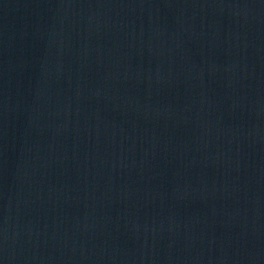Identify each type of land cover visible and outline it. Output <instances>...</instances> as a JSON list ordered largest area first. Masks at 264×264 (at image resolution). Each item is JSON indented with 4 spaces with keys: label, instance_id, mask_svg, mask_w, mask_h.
Wrapping results in <instances>:
<instances>
[{
    "label": "water",
    "instance_id": "water-1",
    "mask_svg": "<svg viewBox=\"0 0 264 264\" xmlns=\"http://www.w3.org/2000/svg\"><path fill=\"white\" fill-rule=\"evenodd\" d=\"M0 264H264V0H0Z\"/></svg>",
    "mask_w": 264,
    "mask_h": 264
}]
</instances>
